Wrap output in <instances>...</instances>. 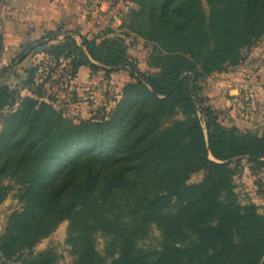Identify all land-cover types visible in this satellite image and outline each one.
I'll return each mask as SVG.
<instances>
[{
  "label": "trees",
  "instance_id": "trees-1",
  "mask_svg": "<svg viewBox=\"0 0 264 264\" xmlns=\"http://www.w3.org/2000/svg\"><path fill=\"white\" fill-rule=\"evenodd\" d=\"M133 2L154 72L119 37L68 35L31 51L69 59L70 79L84 66L130 68L136 80L108 119L74 123L44 95L0 83V205L14 190L22 203L0 235V264H54L52 249L34 248L65 220L74 264H264V214L234 184L238 158L264 167V134L225 127L197 94L200 78L238 66L264 36V0ZM154 224L160 247H140Z\"/></svg>",
  "mask_w": 264,
  "mask_h": 264
},
{
  "label": "rangeland",
  "instance_id": "rangeland-1",
  "mask_svg": "<svg viewBox=\"0 0 264 264\" xmlns=\"http://www.w3.org/2000/svg\"><path fill=\"white\" fill-rule=\"evenodd\" d=\"M106 2V23H96L97 27L91 28L87 36L125 39L130 57L138 60L141 69L154 72L155 70L147 63L153 45L136 30L141 25L140 19L130 14L131 9L137 7L136 4L133 0H106ZM76 40L78 43L82 42L81 38L77 37ZM48 47L47 45L46 50ZM31 58L33 61L25 62L19 73L17 72L18 83L15 85L11 81L9 85L18 87L23 96L31 94V91L44 95L74 123L82 120L108 119L121 98L124 86L136 80L131 77V69L128 67L120 68L122 71L117 70L115 71L118 72L117 75H114V70L113 72H106L103 69L92 71L84 66L85 73H81L77 84H72L74 78L70 79L69 59L49 56L45 52L35 53ZM34 67L37 69L32 75L29 71ZM109 68L105 67V69ZM1 74L3 75V72ZM48 81L51 82L50 86L46 85ZM40 85L42 88L39 87ZM233 88L238 90L232 91ZM251 89L255 92L252 93ZM197 94L215 109L221 124L225 127L236 126L242 131L250 130L263 135L264 36L244 53V58L238 66L228 67L226 70L200 78L197 83ZM17 105L18 103L13 107H6L4 111H12ZM202 122L205 126L204 121ZM1 127L0 122V130ZM205 133L207 135V131ZM237 161L239 162L236 166L234 184L238 200L242 204L257 205L264 214V198L260 193V184L264 182V167L251 161L247 156L240 157ZM204 175V170L194 173L188 182H199ZM17 191H12L0 205V235L5 230L9 215L22 206ZM68 226V220L60 223L51 235L35 246L34 254L50 248L55 254L54 264H74L73 249L66 241ZM108 240L109 237L106 235L96 234L95 243L100 252H104ZM161 242V231L154 224L149 232L139 239L138 244L143 248L157 249ZM20 263L11 262V264ZM109 263L110 260L106 264Z\"/></svg>",
  "mask_w": 264,
  "mask_h": 264
},
{
  "label": "crops",
  "instance_id": "crops-1",
  "mask_svg": "<svg viewBox=\"0 0 264 264\" xmlns=\"http://www.w3.org/2000/svg\"><path fill=\"white\" fill-rule=\"evenodd\" d=\"M106 5L102 0L94 10L86 0H0V73L4 75H0V83H18L17 72L25 62L33 61L31 51L36 45L68 35L81 38L95 29L96 23H106ZM82 72L85 67L79 69L72 84H77Z\"/></svg>",
  "mask_w": 264,
  "mask_h": 264
},
{
  "label": "built area",
  "instance_id": "built-area-1",
  "mask_svg": "<svg viewBox=\"0 0 264 264\" xmlns=\"http://www.w3.org/2000/svg\"><path fill=\"white\" fill-rule=\"evenodd\" d=\"M86 1L88 3L89 7L94 9V10L98 9L99 6L101 5V2H102V0H86ZM50 84H51L50 81H48L46 83L47 86H50Z\"/></svg>",
  "mask_w": 264,
  "mask_h": 264
}]
</instances>
